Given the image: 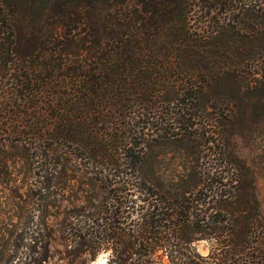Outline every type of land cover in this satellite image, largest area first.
<instances>
[{
    "label": "trees",
    "instance_id": "1",
    "mask_svg": "<svg viewBox=\"0 0 264 264\" xmlns=\"http://www.w3.org/2000/svg\"><path fill=\"white\" fill-rule=\"evenodd\" d=\"M238 61H264V0H0V177L18 158L51 166L42 195L60 165L96 182L66 217L71 264H264L252 177L231 160L227 191V157L205 158L264 95ZM40 226L24 264L50 259Z\"/></svg>",
    "mask_w": 264,
    "mask_h": 264
},
{
    "label": "rangeland",
    "instance_id": "2",
    "mask_svg": "<svg viewBox=\"0 0 264 264\" xmlns=\"http://www.w3.org/2000/svg\"><path fill=\"white\" fill-rule=\"evenodd\" d=\"M240 1L244 2L245 0ZM214 13L216 14V12ZM228 19L229 16H227V21ZM197 20H204V17L199 16ZM230 64L232 63L227 55V67ZM235 65L238 68L241 67L244 72L254 68L264 69V61L254 64L238 61ZM228 85H231L230 79H227ZM261 94V92H257L254 96L259 98V100L257 99L259 103L256 112L253 113L252 109V115L250 114L248 120L228 123L227 140L224 141V146L212 144V149L207 152L205 158L215 168H219L227 157V191L230 190L229 163L231 160L241 162L253 179L256 198L264 215V95ZM252 102H256V98ZM205 104L207 107L211 105L210 98L205 100ZM235 110L239 109L235 108ZM228 111L227 109V114ZM210 140L214 139L210 137ZM57 147L60 148V146ZM221 149H224L222 152L225 154L220 153ZM69 150L71 151V149ZM166 152L170 153L169 150ZM171 157L172 153L167 155V158ZM34 163L36 166V161ZM34 163L30 160L25 162L18 158L12 159L6 165V174L0 177V264H6L7 256L16 251L19 259L16 258L12 264H24L26 258L32 256L33 241L36 237L39 238V230L42 228L40 224L43 221L49 229L48 232L42 230V234H52L53 236L50 242V259L44 264H71V257H69L65 245L66 217L74 209L87 204L86 192L89 195L99 196L100 191L96 182L92 187L86 185L81 177L74 174L68 178L60 165L59 171L56 167L58 176L54 180L52 179V187L42 195L38 192L34 174H46L47 172H43L51 166H48V162H43L39 164L42 169L35 171L32 166ZM167 170H172V167L165 164L164 171ZM15 246L18 247V250L15 249ZM194 247L202 256L209 254L210 244L206 240L196 242ZM109 256L110 251H101L95 262L87 264H96L97 262L105 264ZM73 262L75 261L73 260ZM74 264L82 263L76 261Z\"/></svg>",
    "mask_w": 264,
    "mask_h": 264
},
{
    "label": "bare ground",
    "instance_id": "3",
    "mask_svg": "<svg viewBox=\"0 0 264 264\" xmlns=\"http://www.w3.org/2000/svg\"><path fill=\"white\" fill-rule=\"evenodd\" d=\"M96 264H103V262H97Z\"/></svg>",
    "mask_w": 264,
    "mask_h": 264
}]
</instances>
